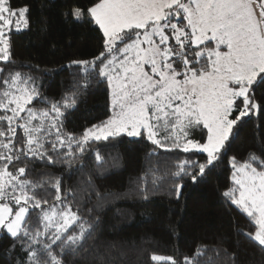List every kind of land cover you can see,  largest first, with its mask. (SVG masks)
Here are the masks:
<instances>
[{
  "label": "snow or ice",
  "instance_id": "snow-or-ice-1",
  "mask_svg": "<svg viewBox=\"0 0 264 264\" xmlns=\"http://www.w3.org/2000/svg\"><path fill=\"white\" fill-rule=\"evenodd\" d=\"M28 12L0 0V234L12 239L10 254L19 246L18 264H64L91 234L61 177L35 172L36 163L70 164L92 140L146 136L158 148L204 156L180 161L172 173L196 182L222 161L244 118L264 115V93L257 95L264 85V0H89L71 8L67 16L101 34L97 55L71 61L85 73L74 87L96 78L111 96L110 117L80 136L66 132L62 121L77 92L51 100L36 77L11 67L8 32L27 27ZM229 163L232 183L222 196L246 214L255 230L244 234L264 248V157L250 153ZM181 188L174 185L177 198ZM112 258L109 249L94 248L99 264ZM151 259L178 264L173 257Z\"/></svg>",
  "mask_w": 264,
  "mask_h": 264
},
{
  "label": "trees",
  "instance_id": "trees-1",
  "mask_svg": "<svg viewBox=\"0 0 264 264\" xmlns=\"http://www.w3.org/2000/svg\"><path fill=\"white\" fill-rule=\"evenodd\" d=\"M12 3L28 7L29 23L8 32L14 61L11 67L36 77V87L51 100L60 101L77 92L75 105L62 109L66 132L80 136L107 120L111 100L106 83L90 78L87 88L74 87L83 83L85 73L83 66L71 61L91 60L97 55L101 34L94 25L66 14L73 7L87 6L89 0ZM261 93L264 85L257 95ZM226 147L222 161L210 172L206 169L205 176L196 182L190 176L172 173L180 161L191 158L202 162L204 156L158 148L146 137L92 140L70 164L59 162L46 168L36 163L35 172L61 177L63 190H70L67 199L73 211L92 225L83 247L75 255H66L64 264H99L93 259L95 247L111 251L113 258L108 264H170L153 261V254L173 257L178 264H183L185 257L191 258L192 264H264V248L244 234L254 232V226L222 196L232 183L231 157L241 162L250 153L264 157V115L244 118ZM177 183L182 185L179 198L174 189ZM50 192L48 199L52 201L55 193ZM29 219L33 225L38 223L35 213ZM12 243L8 235L0 234V264L24 260L19 246L9 253ZM53 248L59 253L55 245ZM197 249L201 255H196Z\"/></svg>",
  "mask_w": 264,
  "mask_h": 264
},
{
  "label": "rangeland",
  "instance_id": "rangeland-1",
  "mask_svg": "<svg viewBox=\"0 0 264 264\" xmlns=\"http://www.w3.org/2000/svg\"><path fill=\"white\" fill-rule=\"evenodd\" d=\"M14 28V27H13ZM15 29V28H14ZM109 90V89H108ZM109 96H110V90H109ZM110 100H111V96H110ZM146 137V136H145Z\"/></svg>",
  "mask_w": 264,
  "mask_h": 264
}]
</instances>
